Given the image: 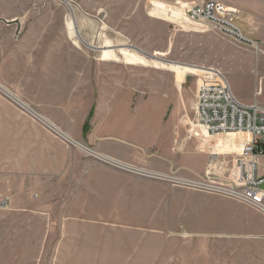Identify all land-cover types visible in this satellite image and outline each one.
<instances>
[{
    "label": "rangeland",
    "instance_id": "1",
    "mask_svg": "<svg viewBox=\"0 0 264 264\" xmlns=\"http://www.w3.org/2000/svg\"><path fill=\"white\" fill-rule=\"evenodd\" d=\"M187 1L195 0H161L153 5L148 0H105V13L95 18L73 2V13L85 21L77 45L89 54V65L83 61L77 67L28 66L18 73L9 67L0 68V84L4 88L75 141L69 145L0 93V264H264L263 215L224 196L99 163L91 152H101L74 137L79 130L85 137L94 122L104 119L111 99L120 102L119 114L126 109L133 115L141 108L148 109L144 119L141 114L133 116L138 119L135 129L127 128L135 131L129 144L135 152L134 162L108 157L150 171L196 178L203 174L208 155L203 170L196 176L187 175L186 169L176 163L165 170L154 167L163 157L155 146L157 132L166 124H174L171 152L180 155L191 144L184 142L177 130L178 124H189L194 119L197 76L186 75L183 89L178 91L174 74L192 73L184 69L199 66L219 69L238 99L264 106V0H218L237 9L238 36L224 35L208 29L204 23L178 18L174 7ZM94 4L89 0V12ZM69 15V11L64 15L66 21ZM34 16L26 14L25 25L27 17ZM21 36L19 25L14 38ZM107 42L116 49L123 44L121 47L147 59L174 64L175 69L101 60V46ZM13 83H17L18 89ZM148 124L154 125L157 140L141 131ZM33 125L66 148L78 150L91 163L120 172L124 176L122 186L113 188L108 185L113 180L107 181L104 193L83 198L84 210L77 209L83 212L70 210V204H78L65 201V196L58 197L57 193H53L52 198H56L50 202L53 208L59 204L58 209L35 210L41 202L42 187L35 186L41 178L37 176V180L32 170L34 153L39 149L33 140L37 132ZM137 133L144 136L143 142L136 138ZM208 143L212 145L211 141ZM18 149L22 151L20 157ZM18 160H24L26 166L20 182L26 186L24 194L30 192L24 201L32 208L26 212L32 227L15 226L21 220L8 216L5 212L9 203H1L6 196L7 176L17 172ZM130 179L137 181V185H130ZM65 217L75 222L84 220L89 225L79 227V234L84 236L78 237V241L59 238L63 230L59 224ZM42 218L49 223H43ZM5 219L10 224L6 227ZM83 238L86 241L81 242Z\"/></svg>",
    "mask_w": 264,
    "mask_h": 264
},
{
    "label": "crops",
    "instance_id": "2",
    "mask_svg": "<svg viewBox=\"0 0 264 264\" xmlns=\"http://www.w3.org/2000/svg\"><path fill=\"white\" fill-rule=\"evenodd\" d=\"M65 1H67L68 4L61 0H59V2L57 0H0V68L9 67L12 71L15 70L18 73L21 68L28 66L38 68H52L58 66L77 67L83 65V61H86L87 65H89V54L77 45L79 43L78 40H80V35L84 30L85 21L80 15L75 16L73 13V2L76 5L78 4L88 16L95 18V16L100 15L102 12L105 13V11H103L106 4L105 0H92L95 2L91 9L92 12H89L87 7L89 0H79L76 2L73 0ZM68 11L76 18V26L74 28L75 34H72L66 25L67 21L64 15ZM26 14H35V16L32 18L27 17L29 20L25 25L24 21ZM106 15L109 17L108 13ZM93 22L95 23L96 21ZM19 25L22 27V36L16 39L14 38V33ZM174 69L175 65L173 69L168 70L173 71ZM184 70H191L192 73L195 74L176 72V74H174V83L178 91L183 89L186 75L196 76V74H200V70L202 69L192 68ZM12 86L18 89L17 83H13ZM5 90L14 95L8 88L5 87ZM126 99H129V94H127ZM110 102H112L110 104V111L105 115L102 121L94 122L89 133L85 137H82L81 130L77 131L74 137L82 139L86 145L95 147L101 152L98 154L112 156L130 162L135 160V158H133V154L135 153L134 149L129 146V144L132 143L131 135H133L135 131L127 128L133 126L132 128L135 129L137 126L134 124H138V119L133 118V116L141 114L143 117L142 119H144L145 111L148 109L145 107L147 110L144 111L141 108L139 111L137 110L135 115H133L129 109H126L123 114L122 112L119 114L120 110L118 109L121 107L120 102H114L113 99H111ZM7 107L9 109L11 108L9 105H7ZM149 111L152 115L154 112L152 106H150ZM173 125V123L166 124L159 130V132H157V136L159 137L158 140L157 136L153 133L156 131L153 124L141 130L149 133L151 139L156 136L155 138L157 141L155 142V146L158 151L160 150L163 157L160 162L155 163L154 167L165 170L169 165L176 163L186 169L185 173L187 175H199L207 160V154L205 152H200L197 145L208 148V142L201 139L196 133H190L188 124H178L177 135L184 142L187 140L191 142V144H189L190 146L187 151L177 155L170 151V144L173 141ZM33 128L37 131L33 135V140L35 146L39 149L34 153L33 164H35V166L32 170L37 180V176L41 178L35 186L42 187L39 192V200L41 202L36 204L35 210L45 212L58 209L60 207L59 204H57V208H53L54 205L50 202L56 198H52L53 193H57L58 197L65 196V201L69 200L70 202L78 204V207L74 204H70V210L80 211L77 210L79 208L84 210V203H82L83 198L91 194L102 193L107 186V181L113 180V183L108 184L113 188H120L122 186L121 179H124V176L120 172L97 163H91L89 159L78 150L66 148L58 140L46 134L35 125H33ZM136 138L142 142L144 141V136L139 133H137ZM219 142L218 146L225 147L231 151L237 149L235 144L236 137L233 135L222 136ZM216 149L218 148L215 147V150ZM21 153L22 151L18 149L19 157ZM16 168L17 172L13 173L11 176H7L8 179L5 183V198L9 203V208L5 213H7L8 216L12 215L18 217V220H21L18 223H14L15 226L20 228L32 227L34 226L32 219H28V214H26V212L30 211L32 208L27 201H24V197L28 200L26 195H29L30 192L27 189L28 194H24L26 186L20 182L26 171L24 160H18ZM13 172H15V170H13ZM257 173L259 176H264V156L259 157ZM130 182V185H137V181L135 180L130 179ZM16 184L17 187H15ZM80 215L84 217L83 214ZM26 220L28 222H26ZM41 221L43 223L48 222V220H44L43 218ZM8 225H10L9 220L5 219V227ZM41 225L44 224L41 223ZM81 226L89 225L84 223V220L75 222L72 221L70 217H65L59 224V227H63L62 234L59 238L61 239L63 237L64 239L61 240H65L66 242L78 241V237L84 236V233L79 234V227ZM84 241H86L85 238L81 239V242Z\"/></svg>",
    "mask_w": 264,
    "mask_h": 264
},
{
    "label": "built area",
    "instance_id": "3",
    "mask_svg": "<svg viewBox=\"0 0 264 264\" xmlns=\"http://www.w3.org/2000/svg\"><path fill=\"white\" fill-rule=\"evenodd\" d=\"M174 8L179 10L185 21L204 23L208 29L224 35L238 36L240 33L237 9L218 0L187 1ZM199 67L202 70L196 75L194 119L188 126L190 133H196L201 139L212 142L208 148L197 145L200 152L208 155V163L201 176L191 178L174 173L163 174L95 152H91L92 156L99 163L138 176L233 199L264 216V176L257 173L259 157L264 156V106L255 101L245 104L238 99L219 69ZM0 93L69 145L75 144L67 134L1 85ZM225 135H235L238 151L218 146L220 138ZM215 147L218 149L215 150ZM106 157L109 160L104 159ZM1 203L6 206L8 201L5 198Z\"/></svg>",
    "mask_w": 264,
    "mask_h": 264
},
{
    "label": "bare ground",
    "instance_id": "4",
    "mask_svg": "<svg viewBox=\"0 0 264 264\" xmlns=\"http://www.w3.org/2000/svg\"><path fill=\"white\" fill-rule=\"evenodd\" d=\"M160 1L161 0H148L147 3H149L150 5L151 4L153 5L154 3H157V2H160ZM177 11H178L179 15L177 14L176 16L178 18H182V16H181V14H180L178 9H177ZM73 16L74 15L73 14L71 15V13H70V15L68 17V20L66 22V25L69 28L70 32L72 34H75V31H74L75 24H74ZM188 22H192V21H188ZM193 23L199 24L200 22H193ZM71 33H69V34H71ZM75 43H77V42H75ZM121 46H123V44L120 45V47L118 49H116L115 46L113 47L112 45H110L107 42L106 44L103 45V47L101 46L102 51H101L100 59L109 60V61H119V60H121L126 65L152 66V67L157 68V69H165V70L173 69V67H174V64H167V63H164V62L156 60V59H147L142 54L136 53L135 51H131L128 48L121 47ZM225 136H228V135H225ZM233 136H235V135H233ZM236 150L238 151V149H236ZM104 159L109 160L107 157L104 158Z\"/></svg>",
    "mask_w": 264,
    "mask_h": 264
},
{
    "label": "water",
    "instance_id": "5",
    "mask_svg": "<svg viewBox=\"0 0 264 264\" xmlns=\"http://www.w3.org/2000/svg\"><path fill=\"white\" fill-rule=\"evenodd\" d=\"M61 1H63V2H65L66 4H68V2L67 1H65V0H61ZM144 54V53H143ZM145 55V54H144Z\"/></svg>",
    "mask_w": 264,
    "mask_h": 264
}]
</instances>
